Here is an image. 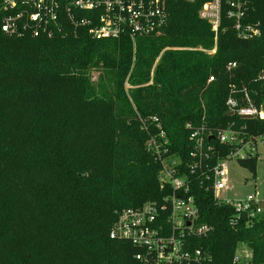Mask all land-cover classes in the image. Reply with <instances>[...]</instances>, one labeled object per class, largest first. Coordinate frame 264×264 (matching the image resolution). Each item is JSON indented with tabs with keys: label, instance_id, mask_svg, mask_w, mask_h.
Instances as JSON below:
<instances>
[{
	"label": "trees",
	"instance_id": "obj_1",
	"mask_svg": "<svg viewBox=\"0 0 264 264\" xmlns=\"http://www.w3.org/2000/svg\"><path fill=\"white\" fill-rule=\"evenodd\" d=\"M205 1L168 0L161 34L135 44L66 21L51 38L9 35L0 14V264H145L142 250L109 231L118 211L163 195L147 148L153 115L186 165L188 122L264 134V119L229 115L227 106L229 97L246 105L247 93L264 111V0H247L246 21L261 27L252 39L237 35L223 0L217 42L199 16ZM199 46L215 51L182 49ZM209 143L219 151L212 162L228 153ZM257 161L238 163L255 175ZM189 175L198 221L211 229L189 239L202 255L183 264H232L241 243L251 264H264V214L237 215L209 180Z\"/></svg>",
	"mask_w": 264,
	"mask_h": 264
},
{
	"label": "built area",
	"instance_id": "obj_2",
	"mask_svg": "<svg viewBox=\"0 0 264 264\" xmlns=\"http://www.w3.org/2000/svg\"><path fill=\"white\" fill-rule=\"evenodd\" d=\"M167 3L168 0H0L1 27L9 35L51 38L66 21L75 27L88 26L93 37L127 39L135 44L140 37L161 34L169 18ZM226 4V17L233 21L239 37L252 39L261 35L259 23L246 21L247 0H226ZM222 5L223 0H207L199 10L200 18L211 25L215 42L222 26ZM235 66L236 63L230 62L227 67ZM213 80L210 76L209 82ZM245 99L247 104L240 105L237 99L229 97V111L241 117L251 115L264 119V111L253 106L247 93ZM150 122L154 131L147 148L160 164L158 179L163 195L118 211L109 231L111 239L125 240L138 247L142 252L136 257L145 264H183L200 259L201 250L192 249L189 239L206 235L211 227L198 221L199 210L189 171L190 174L199 172L209 180L214 197L231 205L237 215L252 220L264 214L263 199L258 191L225 202L216 196L228 188L230 160L259 156L264 147V134H250L244 128L233 126L211 131L204 124L197 126L188 122L186 129L193 147L186 165L182 156L171 151L170 138L161 119L153 115ZM211 137L229 147L228 153L215 162L212 159L219 151L209 143ZM251 259L250 249H237L232 264H251Z\"/></svg>",
	"mask_w": 264,
	"mask_h": 264
},
{
	"label": "rangeland",
	"instance_id": "obj_3",
	"mask_svg": "<svg viewBox=\"0 0 264 264\" xmlns=\"http://www.w3.org/2000/svg\"><path fill=\"white\" fill-rule=\"evenodd\" d=\"M167 49L169 48L166 47L161 51L156 62L159 60L163 52ZM182 49H201L209 53H213V49L207 50L200 46L194 48L184 47ZM98 75V72H96L94 74L93 80H96V77ZM125 85L127 88L129 87L128 83H125ZM257 162V170L254 175L248 169L242 167L236 159H231L228 163V188L226 190L219 191L218 193H216V196L225 202L239 200L250 193L258 191L260 194V198L263 199L264 205V147L260 151ZM237 249H249V247L241 243L239 244Z\"/></svg>",
	"mask_w": 264,
	"mask_h": 264
},
{
	"label": "water",
	"instance_id": "obj_4",
	"mask_svg": "<svg viewBox=\"0 0 264 264\" xmlns=\"http://www.w3.org/2000/svg\"><path fill=\"white\" fill-rule=\"evenodd\" d=\"M260 77H264V73H261V74H260ZM228 114H229V115H234V111H229ZM241 118H243V119H248V118H252V116H251V115H246V116H242ZM211 138H212V137H211Z\"/></svg>",
	"mask_w": 264,
	"mask_h": 264
}]
</instances>
